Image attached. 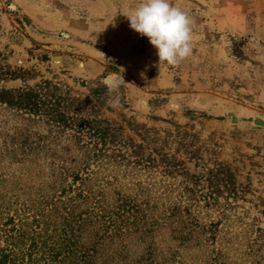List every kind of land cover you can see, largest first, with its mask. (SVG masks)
I'll list each match as a JSON object with an SVG mask.
<instances>
[{
	"label": "rangeland",
	"instance_id": "1",
	"mask_svg": "<svg viewBox=\"0 0 264 264\" xmlns=\"http://www.w3.org/2000/svg\"><path fill=\"white\" fill-rule=\"evenodd\" d=\"M137 2L0 0L3 185L64 189L98 264H264V129L227 120L264 115V0H172L194 52L161 68L124 15Z\"/></svg>",
	"mask_w": 264,
	"mask_h": 264
},
{
	"label": "trees",
	"instance_id": "2",
	"mask_svg": "<svg viewBox=\"0 0 264 264\" xmlns=\"http://www.w3.org/2000/svg\"><path fill=\"white\" fill-rule=\"evenodd\" d=\"M22 180L13 189L3 185L7 182L3 176L0 178V208L8 211V216L20 203V198L26 202L14 209L12 217H8L6 224L11 229L6 235V247L0 249V264H98L100 242L85 243V222L72 206L69 210L70 205L55 199L66 191L56 190L54 185L35 189ZM13 198L16 201L11 203ZM114 225L112 221L108 222L104 230L108 231ZM108 239L112 240V236Z\"/></svg>",
	"mask_w": 264,
	"mask_h": 264
},
{
	"label": "clouds",
	"instance_id": "3",
	"mask_svg": "<svg viewBox=\"0 0 264 264\" xmlns=\"http://www.w3.org/2000/svg\"><path fill=\"white\" fill-rule=\"evenodd\" d=\"M124 15L130 29L156 50L159 68L178 67L193 55L195 20L172 0H138Z\"/></svg>",
	"mask_w": 264,
	"mask_h": 264
},
{
	"label": "flooded vegetation",
	"instance_id": "4",
	"mask_svg": "<svg viewBox=\"0 0 264 264\" xmlns=\"http://www.w3.org/2000/svg\"><path fill=\"white\" fill-rule=\"evenodd\" d=\"M1 15H2V7H0V16ZM52 63L54 65V67H56V68H59V67H61L63 65V62L58 60V59L53 60ZM77 69L79 71H85L86 70L85 65L83 63H80L78 65ZM101 82H102L101 83V86H102L101 90H98V92L101 93V94H99V95L102 96L103 90L105 91V93H104V97L98 98L99 101L102 102L103 100H101V99H105V102H106V100H108L109 96H112L113 99H116L117 91L121 90V85L119 84L117 79H115L114 77L108 75V76H105V77L101 78ZM94 96H96V93H95ZM141 102L146 104V106L149 105V103H147L145 100H141ZM169 106L172 107L173 109H176L177 111H179L180 108H181V105L179 103L171 102L169 104Z\"/></svg>",
	"mask_w": 264,
	"mask_h": 264
},
{
	"label": "water",
	"instance_id": "5",
	"mask_svg": "<svg viewBox=\"0 0 264 264\" xmlns=\"http://www.w3.org/2000/svg\"><path fill=\"white\" fill-rule=\"evenodd\" d=\"M197 103L205 107L207 100H205L202 97H199L197 99ZM227 116H228V119L227 118L226 119L230 121L232 125H235L238 127L241 126L240 128H243L244 124H247V125H252L255 128L264 129V115L258 112L243 108L242 112L240 113L230 112L227 114ZM221 118L222 117L214 119V120L221 121L222 120Z\"/></svg>",
	"mask_w": 264,
	"mask_h": 264
}]
</instances>
